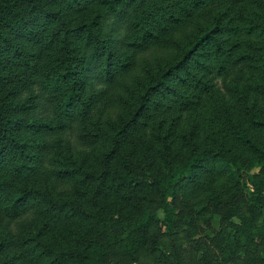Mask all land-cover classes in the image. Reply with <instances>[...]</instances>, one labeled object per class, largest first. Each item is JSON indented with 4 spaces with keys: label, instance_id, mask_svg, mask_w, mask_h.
Segmentation results:
<instances>
[{
    "label": "trees",
    "instance_id": "16d2710c",
    "mask_svg": "<svg viewBox=\"0 0 264 264\" xmlns=\"http://www.w3.org/2000/svg\"><path fill=\"white\" fill-rule=\"evenodd\" d=\"M227 173L216 246L264 264V0H0V264L135 260Z\"/></svg>",
    "mask_w": 264,
    "mask_h": 264
},
{
    "label": "rangeland",
    "instance_id": "374dc122",
    "mask_svg": "<svg viewBox=\"0 0 264 264\" xmlns=\"http://www.w3.org/2000/svg\"><path fill=\"white\" fill-rule=\"evenodd\" d=\"M193 112L184 116L182 127L186 128L190 119L199 116L205 122L199 124V137L202 142L217 138L213 133L214 127L207 124L202 117H207L205 107L201 105ZM236 117L234 114L230 120ZM223 119L221 126L225 123V127L228 126L229 129L231 121ZM210 135L212 137L208 138ZM256 171L258 170H254ZM213 197L217 204L212 202ZM250 203V195L243 191L229 173L215 177L209 190L196 189L192 193L187 191L185 197L177 200V206L182 211L186 224L178 228L174 238L164 234L162 225L154 226L151 230L153 244L149 248L142 250L132 261L120 255L113 256L109 260L110 264H247L244 256L236 261L223 260L216 241L219 235L228 230L222 222L226 207L237 206L240 214L249 215ZM153 209L160 213L157 206L154 205ZM235 219L236 217L233 218Z\"/></svg>",
    "mask_w": 264,
    "mask_h": 264
}]
</instances>
